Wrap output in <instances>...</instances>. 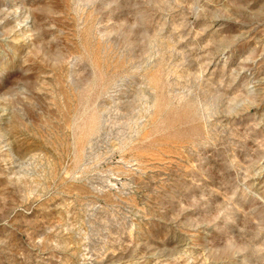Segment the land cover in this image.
<instances>
[{"label": "rangeland", "instance_id": "1", "mask_svg": "<svg viewBox=\"0 0 264 264\" xmlns=\"http://www.w3.org/2000/svg\"><path fill=\"white\" fill-rule=\"evenodd\" d=\"M0 264H264V0H0Z\"/></svg>", "mask_w": 264, "mask_h": 264}]
</instances>
